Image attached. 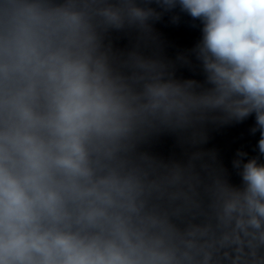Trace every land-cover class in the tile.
Masks as SVG:
<instances>
[{"label": "clouds", "instance_id": "9594fccd", "mask_svg": "<svg viewBox=\"0 0 264 264\" xmlns=\"http://www.w3.org/2000/svg\"><path fill=\"white\" fill-rule=\"evenodd\" d=\"M177 8L202 90L105 47ZM209 112L254 115L264 156V0H0V264H264L258 157L236 185L141 151Z\"/></svg>", "mask_w": 264, "mask_h": 264}]
</instances>
